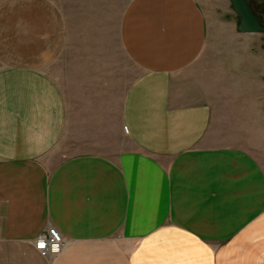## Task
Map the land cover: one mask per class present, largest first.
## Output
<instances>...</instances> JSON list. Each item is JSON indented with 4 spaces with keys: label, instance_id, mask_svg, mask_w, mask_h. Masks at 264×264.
<instances>
[{
    "label": "crops",
    "instance_id": "0c3cea01",
    "mask_svg": "<svg viewBox=\"0 0 264 264\" xmlns=\"http://www.w3.org/2000/svg\"><path fill=\"white\" fill-rule=\"evenodd\" d=\"M238 25L228 0H0V264H264V34Z\"/></svg>",
    "mask_w": 264,
    "mask_h": 264
},
{
    "label": "water",
    "instance_id": "95a60500",
    "mask_svg": "<svg viewBox=\"0 0 264 264\" xmlns=\"http://www.w3.org/2000/svg\"><path fill=\"white\" fill-rule=\"evenodd\" d=\"M231 8L239 18L237 30L241 33L264 34V25L251 9L247 0H229Z\"/></svg>",
    "mask_w": 264,
    "mask_h": 264
},
{
    "label": "built area",
    "instance_id": "2783aa9c",
    "mask_svg": "<svg viewBox=\"0 0 264 264\" xmlns=\"http://www.w3.org/2000/svg\"><path fill=\"white\" fill-rule=\"evenodd\" d=\"M64 247L60 233L54 229H48L35 241V249L44 257L57 255Z\"/></svg>",
    "mask_w": 264,
    "mask_h": 264
},
{
    "label": "rangeland",
    "instance_id": "374dc122",
    "mask_svg": "<svg viewBox=\"0 0 264 264\" xmlns=\"http://www.w3.org/2000/svg\"><path fill=\"white\" fill-rule=\"evenodd\" d=\"M249 4H252L253 11L259 16L261 23L264 25V0H247ZM228 5L231 7L230 1ZM217 33L215 22H212V37Z\"/></svg>",
    "mask_w": 264,
    "mask_h": 264
},
{
    "label": "trees",
    "instance_id": "16d2710c",
    "mask_svg": "<svg viewBox=\"0 0 264 264\" xmlns=\"http://www.w3.org/2000/svg\"><path fill=\"white\" fill-rule=\"evenodd\" d=\"M248 3H249V2H248ZM251 5H252V4H251ZM251 5H250V6H251ZM251 9L253 10L252 6H251ZM255 13H256V12H255Z\"/></svg>",
    "mask_w": 264,
    "mask_h": 264
}]
</instances>
